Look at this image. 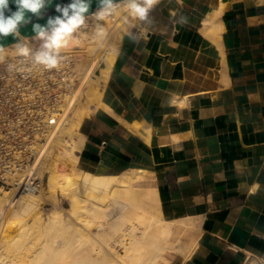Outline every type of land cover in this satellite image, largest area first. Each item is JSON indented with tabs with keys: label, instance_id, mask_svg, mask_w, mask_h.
I'll list each match as a JSON object with an SVG mask.
<instances>
[{
	"label": "crops",
	"instance_id": "obj_1",
	"mask_svg": "<svg viewBox=\"0 0 264 264\" xmlns=\"http://www.w3.org/2000/svg\"><path fill=\"white\" fill-rule=\"evenodd\" d=\"M149 17L122 29L75 137L77 167L144 170L137 183L171 221L168 264H264V0H159ZM20 32L39 40L32 23Z\"/></svg>",
	"mask_w": 264,
	"mask_h": 264
},
{
	"label": "bare ground",
	"instance_id": "obj_2",
	"mask_svg": "<svg viewBox=\"0 0 264 264\" xmlns=\"http://www.w3.org/2000/svg\"><path fill=\"white\" fill-rule=\"evenodd\" d=\"M117 4V11L102 22V36L96 35V25L91 26L75 38L78 47L75 48L70 41L61 50L72 56L75 63L78 86L63 92L59 100L60 107L67 105L65 113L68 107L72 108V113L63 117L45 146L36 145L40 152L36 173L40 177L44 172L48 173L47 186L39 192L22 195L13 203L10 219L5 221L3 228L0 225L3 231L0 234V264L169 263L167 252L175 249L170 241L171 221L161 216L157 203L159 195L152 188L137 183L136 178L141 177L144 170L132 169L121 175H105L77 167L75 151L79 142L75 137L80 135V125L89 112L90 104L99 103L101 87L115 61L123 33L120 26L127 9L123 1ZM220 12L216 11L214 18ZM105 24L114 27L109 35ZM41 43L40 39L34 42L27 40L32 50H39ZM13 46L5 48L6 56L15 53ZM70 166L82 174L78 182L76 178H69L67 168ZM46 193L55 199L59 195H68L71 201L69 211L66 213L57 207L48 215L44 214L41 202L48 198ZM13 195L12 189H0V219ZM114 206L118 207L116 214H113ZM15 221L20 225L16 224L17 228L11 232ZM28 228L33 229L32 237H29ZM59 237L62 240L57 244ZM15 246L24 254L7 256V251Z\"/></svg>",
	"mask_w": 264,
	"mask_h": 264
},
{
	"label": "built area",
	"instance_id": "obj_3",
	"mask_svg": "<svg viewBox=\"0 0 264 264\" xmlns=\"http://www.w3.org/2000/svg\"><path fill=\"white\" fill-rule=\"evenodd\" d=\"M95 25L93 15L88 14L74 38ZM61 55L54 69L35 64L32 56L16 54L0 63V189H12L16 198L44 187V176L36 173L40 156L36 145L45 146L72 109L68 107L65 113L67 105L60 107L59 100L63 92L78 86L74 58Z\"/></svg>",
	"mask_w": 264,
	"mask_h": 264
},
{
	"label": "clouds",
	"instance_id": "obj_4",
	"mask_svg": "<svg viewBox=\"0 0 264 264\" xmlns=\"http://www.w3.org/2000/svg\"><path fill=\"white\" fill-rule=\"evenodd\" d=\"M16 5V10L12 11L8 7L9 0H0V38L11 36L15 40V54L18 57L32 56L37 65H42L45 69H54L62 61L61 50L70 41H74V33L86 24V17L89 14L90 0H68L67 3H57L55 5V15H50L43 25L39 22L33 23L32 17L37 21L43 18L42 10L53 0H12ZM130 17L150 24L149 13L159 0H123ZM96 11L91 13L97 21L96 35L104 34L103 21L113 15L119 5L116 0H96ZM6 12L8 13L6 15ZM31 13L32 15H26ZM28 23H32V31L35 33L34 39L42 40L39 50H33L27 44V37H21L20 28ZM6 49L0 46V63L6 59ZM11 69V64L9 65Z\"/></svg>",
	"mask_w": 264,
	"mask_h": 264
},
{
	"label": "rangeland",
	"instance_id": "obj_5",
	"mask_svg": "<svg viewBox=\"0 0 264 264\" xmlns=\"http://www.w3.org/2000/svg\"><path fill=\"white\" fill-rule=\"evenodd\" d=\"M127 15V16H126ZM121 17V16H120ZM132 18H134V17H130V16H128V14H125L124 15V17L122 18L123 20H122V22H121V26L120 27H124V29L127 27V26H129L130 24H131V20H132ZM137 22V18H135L134 19V21H133V23L129 26V27H127L126 28V30H128V29H130L132 26H133V24H135ZM106 26H105V28H106V31H107V33H108V35L113 31V29H114V27H112L110 24H105ZM119 30L121 29V28H118ZM89 30V29H88ZM109 31V32H108ZM106 33V34H107ZM71 43H73L72 41H71ZM15 54V53H14ZM71 113H72V111H71ZM75 115V114H74ZM63 158H65V156H63ZM67 170L69 171V178L70 179H72V178H76V182H78L79 181V179L81 178V176H82V174L80 175V173L79 172H77V170L75 169V168H73L72 166H70L69 168H67ZM41 175V174H40ZM41 176H44V179H45V185L44 186H47V181H48V173L47 172H44ZM77 185L78 184H76V186L75 185H73V187L75 188V187H77ZM75 190V189H74ZM12 192V191H11ZM49 193H46V196L48 195ZM48 197V196H47ZM49 198V199H48ZM46 200H43L42 202H41V210L43 211V212H45L44 214H46V215H48L49 213H51L52 211H54L57 207H61L62 209H64V211H66V213L69 211V209L71 208V201H70V197L68 196V195H59L58 197H57V199H55V198H51V197H48ZM17 199H19V197H14V195L12 196V198H11V203H10V205L9 206H7V208H5V210H4V212L2 213V217H1V219H0V225H1V227L3 228L4 227V224H5V221L7 220L8 221V219H10V217H11V215H12V210L11 209H13V203L17 200ZM45 201V202H44ZM55 203V204H54ZM57 204V205H56ZM117 209H118V207H116V206H114L113 207V214H116V211H117ZM12 223H14L13 225H12ZM12 223H9V225L11 224L12 226H15V227H13L12 228V230H11V232L12 231H14L15 230V228H17V225H20V222L19 221H15V222H12ZM19 223V224H18ZM17 224V225H16ZM7 229V228H6ZM9 229V228H8ZM4 231H6L7 232V230H4ZM1 232H2V234H3V231L2 230H0V234H1ZM10 232V233H11ZM28 232H29V237H32L33 236V229L32 228H28ZM61 238L59 237V238H57V244L58 243H61ZM24 254V252H22L21 253V251L20 250H18L17 248H16V246L15 247H13V248H11L10 250H8L7 251V256H22ZM74 260H71V262H73Z\"/></svg>",
	"mask_w": 264,
	"mask_h": 264
}]
</instances>
